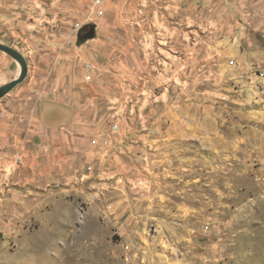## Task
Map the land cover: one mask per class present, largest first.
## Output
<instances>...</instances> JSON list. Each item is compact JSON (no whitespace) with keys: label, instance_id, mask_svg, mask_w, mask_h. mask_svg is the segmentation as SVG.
Here are the masks:
<instances>
[{"label":"rangeland","instance_id":"obj_1","mask_svg":"<svg viewBox=\"0 0 264 264\" xmlns=\"http://www.w3.org/2000/svg\"><path fill=\"white\" fill-rule=\"evenodd\" d=\"M19 21L0 29L27 62L0 96V264H264V0ZM19 70L0 51V86Z\"/></svg>","mask_w":264,"mask_h":264},{"label":"crops","instance_id":"obj_2","mask_svg":"<svg viewBox=\"0 0 264 264\" xmlns=\"http://www.w3.org/2000/svg\"><path fill=\"white\" fill-rule=\"evenodd\" d=\"M53 0H0V29L14 33L16 25L19 24V17L23 12L28 11L30 4L37 6L43 2L52 3ZM45 10V9H44Z\"/></svg>","mask_w":264,"mask_h":264},{"label":"water","instance_id":"obj_3","mask_svg":"<svg viewBox=\"0 0 264 264\" xmlns=\"http://www.w3.org/2000/svg\"><path fill=\"white\" fill-rule=\"evenodd\" d=\"M0 51L8 54L12 59L17 61L20 65L19 76L15 80L0 86V96H4L18 83L22 82L27 75V62L24 56L14 48L0 43Z\"/></svg>","mask_w":264,"mask_h":264}]
</instances>
